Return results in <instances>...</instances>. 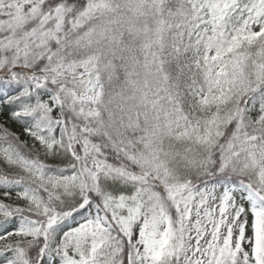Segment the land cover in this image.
<instances>
[{
  "label": "snow or ice",
  "instance_id": "6c2138e0",
  "mask_svg": "<svg viewBox=\"0 0 264 264\" xmlns=\"http://www.w3.org/2000/svg\"><path fill=\"white\" fill-rule=\"evenodd\" d=\"M0 264H264V0H0Z\"/></svg>",
  "mask_w": 264,
  "mask_h": 264
}]
</instances>
